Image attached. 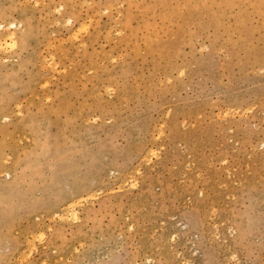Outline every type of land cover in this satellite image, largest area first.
<instances>
[{"label":"rangeland","instance_id":"rangeland-1","mask_svg":"<svg viewBox=\"0 0 264 264\" xmlns=\"http://www.w3.org/2000/svg\"><path fill=\"white\" fill-rule=\"evenodd\" d=\"M0 40V264H264V0H0Z\"/></svg>","mask_w":264,"mask_h":264},{"label":"bare ground","instance_id":"bare-ground-1","mask_svg":"<svg viewBox=\"0 0 264 264\" xmlns=\"http://www.w3.org/2000/svg\"><path fill=\"white\" fill-rule=\"evenodd\" d=\"M12 34H10L9 36H10V38H12V36H11ZM0 45L2 46V41L0 40ZM71 204V203H70Z\"/></svg>","mask_w":264,"mask_h":264}]
</instances>
